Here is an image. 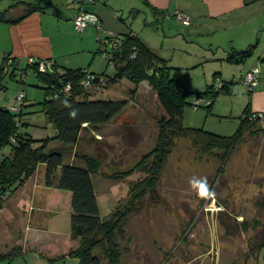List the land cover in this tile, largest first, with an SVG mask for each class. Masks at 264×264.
Returning <instances> with one entry per match:
<instances>
[{
    "label": "rangeland",
    "instance_id": "1",
    "mask_svg": "<svg viewBox=\"0 0 264 264\" xmlns=\"http://www.w3.org/2000/svg\"><path fill=\"white\" fill-rule=\"evenodd\" d=\"M11 2L0 0V11L8 9ZM53 2L64 5L62 8L69 12L76 6L73 0ZM83 5L87 6L88 2ZM108 6L116 21L112 20L110 26L103 28L120 37L124 34L117 29L118 24L126 31L138 33L152 50L178 70L189 91H204L218 80H233L231 93H219L210 109L186 104L182 122L184 126L201 127L220 135L237 131L243 110L249 104L252 109L250 89L243 77L258 66L259 79L264 62L248 66L246 70L250 61L239 63L227 59L232 51L230 30L197 29L171 16L162 25L156 23L155 15L144 7L133 15L129 9ZM21 10L8 11L7 15L15 16ZM46 16L30 17L28 26L38 36L52 39L51 46L56 44L57 38L74 39L86 34L75 29L74 21V29H71L65 20L58 23L56 17ZM44 18H52L54 22L40 28ZM0 22L4 28L11 24ZM89 24L87 28H94V35L85 44H78L77 50L63 56L60 60L64 64L60 68H81L112 76L115 69L104 53L98 51L99 46L101 50H110V38L100 34V40L95 24ZM256 41L257 38L253 43ZM28 58H21L19 64L27 66ZM243 69L246 72L242 76ZM18 72L16 78L4 79L0 103L11 106V101L23 90L28 104L23 109L21 120L25 124L21 125V130L30 132L34 138L54 135V126L47 121L40 103L45 98V84L30 66L25 74ZM105 84L97 87L93 99L123 100L125 108L99 129L84 131L75 147L68 146L64 162L81 164L80 158L74 156L76 152L100 159L93 180L100 214L106 218L118 206L129 202L132 185L146 177V172L134 168L156 147L158 122L164 112L146 81L135 87L123 77ZM134 88L135 91H130ZM193 99L194 94H191L189 101ZM59 145V141H52L48 149ZM8 152L9 147L4 148L0 158ZM45 172L46 165L40 164L35 174L0 208V254H6L15 246L23 249L11 260L1 257L0 264H79V259L70 254L79 245L78 240L68 233L48 228L51 214L68 211L69 198L64 190L46 186ZM143 202V208L130 215L124 235L119 238L121 256L117 264H264V247H258L264 235V133L247 137L225 163L217 152H205L190 139L177 137L156 185L147 190ZM102 263L107 264V260Z\"/></svg>",
    "mask_w": 264,
    "mask_h": 264
},
{
    "label": "trees",
    "instance_id": "2",
    "mask_svg": "<svg viewBox=\"0 0 264 264\" xmlns=\"http://www.w3.org/2000/svg\"><path fill=\"white\" fill-rule=\"evenodd\" d=\"M13 1L15 4L21 2ZM22 2L26 3V8L21 14L10 18L7 12L12 6H9L0 11V20L15 23L34 11L46 12L51 6V0ZM152 9L155 14L159 13L154 7ZM136 13L135 10L131 11L133 15ZM110 40L116 44L111 48L107 59L108 63L113 61L115 73L112 76L91 73L81 68H60L56 62L53 69L47 72H40L34 65L25 66L32 67L38 79L45 84V98L40 103L47 121L54 126V135L34 138L30 132L21 130V125L25 124L21 118L26 106V95L17 111L11 110L10 106L0 105V151L9 147V152L0 158V208L35 174L40 164H45L46 186L71 193L70 211L51 214L48 228L68 233L72 239L78 240L79 245L70 254L79 259V264H103L104 259L107 264L118 263L121 256L119 238L124 235L130 215L143 208L145 193L156 185L163 163L177 137L190 139L205 152H217L225 163L247 137L264 133V127L260 126V116L252 111L250 104L243 110L239 128L232 135H220L201 127L184 126L182 117L186 104H193L199 98L207 101L201 106L210 109L219 93H231L234 82L221 81L219 88L210 84L204 91L191 92L181 81L178 70H174L175 67L168 60L152 50L138 33L130 30L122 37L117 34ZM257 45L258 41L244 49L232 50L227 59L239 63L246 61L253 55ZM98 51H103L100 46ZM10 60L14 63L9 64ZM25 67L19 68L16 59L6 55L0 63V90L5 88L3 81L7 76L16 78L17 70L24 71ZM87 73L94 75L89 84L83 81ZM103 76L109 77V84L123 77L132 81L135 87L148 82L164 112L158 122L156 147L134 168L146 172V177L132 185L129 202L123 207L118 206L106 218L100 214L93 180V174L99 169L100 159L88 153L76 152L74 156L80 158L81 164L64 162L68 146L75 147L83 138L84 131L89 128L99 129L119 115L126 106L123 100L93 99L97 87L104 84L101 81ZM68 83L70 88L66 89ZM191 94H194L193 102L189 101ZM52 141H59L60 145L48 149ZM258 247H264V235ZM22 252L21 246H15L6 254H0V258L11 260Z\"/></svg>",
    "mask_w": 264,
    "mask_h": 264
},
{
    "label": "crops",
    "instance_id": "3",
    "mask_svg": "<svg viewBox=\"0 0 264 264\" xmlns=\"http://www.w3.org/2000/svg\"><path fill=\"white\" fill-rule=\"evenodd\" d=\"M20 1L21 2L15 4L12 0L9 5L12 7H10L9 11H15L21 8L22 13V11L26 8V3L22 1L32 0ZM73 2L76 6H72L73 10L69 12L68 10H64V8H62L64 5L60 3H56L54 5L53 0H51V6L48 11H34L29 14V16L24 17L15 23L9 24L8 28L0 26V63H2L6 55H9L10 58L16 59L18 63H20L19 60L21 58H25L27 56L37 58H53L59 66L64 64L60 59L68 52H71L70 50H77L79 46L78 44H85L86 40L90 38L92 34L94 35L95 29L92 28V30H88L87 27L90 26V24H88V26L83 30L86 34L84 36H78L80 39H78V37L74 39L67 37L57 38L58 40H56V44L51 46L49 44L52 39L45 36H38L39 34H37L34 30L32 32V29L28 26V22L30 21V17H33L34 15H38L40 17L44 15H47L46 17H48L49 15L51 17H56L59 21L58 23L65 20L66 24L71 27V29H74L72 21L80 6L74 0ZM13 4L15 5L13 6ZM108 4L115 9H129L130 13L132 10L139 12L144 7L155 15V22L161 23L162 25L166 18H169L170 16L175 17L174 13L176 11L184 12L191 18L190 25L196 26L197 29H208L214 32H226L230 30L232 32L230 33L232 35L229 37L231 50L244 49L252 44L255 38H257L258 45L253 55L246 60L250 61V64L248 63L245 68L247 70V68H249L248 66L264 62V0H103L102 3H100V0H94V2L88 3L87 6H82H84L85 10L95 14L101 25L104 27L110 26L112 20L116 21L115 16H112L111 12L107 10L111 8ZM152 7L157 9L159 13L155 14ZM19 14L9 17L16 18ZM44 21V24L40 23V28L44 27L46 23L54 22L52 18H44ZM1 23L2 22H0V24ZM241 25L244 26L241 27ZM116 27L118 30H122L123 34L130 32V30L126 31L127 29H122L121 24L116 25ZM261 43L262 45H259ZM24 67L25 66H21L19 64V68ZM26 69V67L24 71L18 69L16 74L19 73V70L25 74ZM246 70L243 69L241 73L242 76L243 72H246ZM242 76L240 79H242ZM258 80V84L249 90V93L250 100L252 102V111L259 114L260 126L264 127V70L263 73L260 74ZM25 95L27 99V94ZM1 100L2 99L0 97V102ZM14 102V100L11 101V105L14 104ZM27 102L28 101H25V104ZM206 102L203 101V104ZM0 105L4 106L1 103ZM24 184L21 187H23ZM64 193H66V196L69 198L67 204L69 209L67 208V210L70 211L71 193L69 191H65Z\"/></svg>",
    "mask_w": 264,
    "mask_h": 264
},
{
    "label": "built area",
    "instance_id": "4",
    "mask_svg": "<svg viewBox=\"0 0 264 264\" xmlns=\"http://www.w3.org/2000/svg\"><path fill=\"white\" fill-rule=\"evenodd\" d=\"M77 3H82V5L84 4V2H88V3H92L94 2V0H74ZM80 5V8L78 10V12L76 13V15L74 16V27L77 31H83L89 23H94L98 32H99V39L100 38V34H107L109 36V38H115L116 37V33H111L108 32L106 29L103 28V26L101 25L99 19L97 18V16L95 14H93L92 12H89L87 10H85L84 6ZM174 16L181 21V23L185 26L190 25L191 23V18L188 14L184 13V12H180V11H176L174 13ZM112 47H115L116 44L113 43L110 40ZM110 48V50H111ZM110 50L107 51L106 48L102 51L104 53V56L108 59V57L110 56ZM28 63L27 65H34L36 66V68L40 71V72H47L53 69L54 65H55V60L52 58H46V59H38V58H34V57H29L28 58ZM9 64H13L12 61H9ZM109 65L113 67V61L109 62ZM17 66V63H16ZM259 71H261V69L257 66V67H253L252 69H250L243 77V81L244 83L249 87V89L251 90L258 82V77L256 76V73ZM94 75L91 73H87L85 79L83 80L84 83L89 84L91 81H93ZM101 81L105 84L109 81V77L108 76H103L101 78ZM221 86V80H218L217 84L215 85L216 88H219ZM70 88V83H68L66 85V89ZM25 98V92L22 90L20 91L16 98H15V102L14 104H12L10 106V109L13 111H17L21 108V105L24 101ZM203 99H195L193 105L194 106H201L203 104Z\"/></svg>",
    "mask_w": 264,
    "mask_h": 264
}]
</instances>
